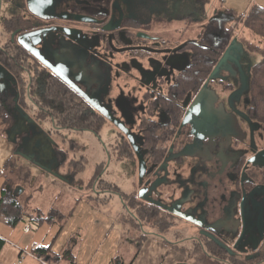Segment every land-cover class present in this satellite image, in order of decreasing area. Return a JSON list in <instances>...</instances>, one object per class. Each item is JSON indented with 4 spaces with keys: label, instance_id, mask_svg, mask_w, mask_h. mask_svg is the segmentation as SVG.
Returning a JSON list of instances; mask_svg holds the SVG:
<instances>
[{
    "label": "flooded vegetation",
    "instance_id": "flooded-vegetation-1",
    "mask_svg": "<svg viewBox=\"0 0 264 264\" xmlns=\"http://www.w3.org/2000/svg\"><path fill=\"white\" fill-rule=\"evenodd\" d=\"M222 16L214 9L207 17L193 0H0V51L10 61L6 66L0 56L10 73L0 70V101L6 104L1 122L14 157L24 163L19 167L38 168L74 186L86 149L66 135L91 132L101 138L107 124L116 130V162L138 161L124 133L91 102L103 105L115 118L127 119L139 137L150 171L135 194L140 202L157 208L171 227L175 217L193 224L180 216L185 215L204 224H193L198 232H213L233 247L242 233L236 219L245 194L247 234L239 247L248 250L246 257L260 256L264 225L257 221L264 215V181L258 183L248 169L250 164L264 168V158L256 157L264 150L257 140L263 134L249 117L251 67L242 65L244 52L235 46L210 79L229 48L218 49ZM211 35L218 48L208 45ZM205 48L220 55L209 75L206 62L194 64L196 51ZM170 57L174 66L160 69L164 76L157 87L137 79L142 99L123 91L112 95L117 78L133 76V60L165 63ZM97 167L100 176L104 166ZM21 183L12 190L15 196L26 190L27 181ZM209 240L200 236L203 244Z\"/></svg>",
    "mask_w": 264,
    "mask_h": 264
},
{
    "label": "rangeland",
    "instance_id": "rangeland-1",
    "mask_svg": "<svg viewBox=\"0 0 264 264\" xmlns=\"http://www.w3.org/2000/svg\"><path fill=\"white\" fill-rule=\"evenodd\" d=\"M208 8L209 14H212V4L209 5ZM177 26L182 27L181 24H177ZM6 37L8 36H5V38ZM180 37L182 38V35L176 38L179 39ZM260 60L261 56L259 54L248 53L245 50L242 65L245 69H248ZM113 88L112 95L114 96L123 91L126 95H133L142 99V87L132 77L121 76L117 78L113 84ZM0 130L3 132L1 120ZM115 132L116 130L107 124L101 132V138H98L91 132L80 134L71 133L66 135L69 139L72 138L77 140V142L85 146L86 149V154L84 156L87 158L85 159L86 164L85 166L83 165L84 168L79 171L81 174L77 176L74 186L52 179L40 172L38 168L30 167L32 169L29 172L31 176H33V179L29 177L30 181L27 184L23 183L26 190L19 195L20 202L26 205L25 211L22 219L15 227H10L14 231V234H16L15 239L28 237L32 240L33 237H35L39 240L42 239V241L47 239V241L50 240L53 242L54 235L57 231H60V247L65 245L64 241L70 234L69 241L66 240V247H68L66 252L69 253L71 249L77 251L78 248H74V243L76 242L79 247L83 237H86L85 242L87 244L88 242H103L107 238L110 229L119 231L126 223L130 222L131 214L127 206L128 196L136 194L141 188L139 165L138 161H136L137 163H132L130 160H124L120 163L116 162L115 159L117 156L113 153L114 150L112 148V144H114L116 138ZM261 134H263V137H261V139L257 138V140L259 139L258 142L260 146H264V132L261 131ZM79 152L81 153V151ZM12 158L13 162L18 164V167L24 164L20 160H17L14 154ZM101 164L104 168L99 177H103L105 185L114 184L115 188H119V191H115L119 194L115 192L110 194L109 192L106 194L107 197L99 199L96 197L94 187H96L95 184L99 180L97 175L99 174L100 168L98 169L97 166ZM15 167L17 166L15 165ZM248 173L250 177L254 178L258 183L264 181L262 176V174H264L263 167L257 169L250 164ZM6 178L7 184L11 185L13 189L21 183L17 178V173L13 172V170H8L6 177L0 180V199L4 196L3 189H5ZM94 180L96 181L95 184L93 183ZM121 195H123V197ZM139 196L142 198L141 193H139ZM51 213H54L53 216L57 221L54 225H51L52 223L47 221ZM239 213L240 217L236 221V228H238V230H243L244 223L241 221L242 211L239 210ZM62 216L66 217L65 220L61 219ZM42 219L46 220L43 224L40 222ZM1 222L2 224H6L2 218L0 219V223ZM173 225V228H177L182 237L190 233H198V227L177 217L173 219ZM26 226L29 227L28 229L31 231L25 232ZM132 227L136 226L132 225ZM140 230L142 232L143 228L141 227ZM156 230L159 231L160 229L156 228ZM62 232L64 233L61 234ZM53 233L55 234L53 235ZM160 233H162V231ZM32 241L34 242V240ZM32 247L33 244L30 248L32 249ZM87 251L88 249L86 252Z\"/></svg>",
    "mask_w": 264,
    "mask_h": 264
},
{
    "label": "trees",
    "instance_id": "trees-1",
    "mask_svg": "<svg viewBox=\"0 0 264 264\" xmlns=\"http://www.w3.org/2000/svg\"><path fill=\"white\" fill-rule=\"evenodd\" d=\"M193 1L197 7L198 12L202 11L204 14H206L207 17L210 16L208 6L211 4L213 5L214 0ZM222 17L223 34L221 38L222 43L220 44V48L215 46L218 41H216L214 35L207 37V40H209L207 42L208 45H210L212 48L214 47L213 49L218 48L219 50L222 49L223 51H226L227 48L230 47L234 41H236L237 45L242 47L244 52L246 50L248 53H257L261 56V60L256 65L251 67L249 73L251 98L249 117L254 122H256L264 132V7L253 5L245 15H238L235 12L228 10L223 14ZM235 22L239 23L240 25L238 27V35H236L231 28L232 24ZM212 48H205L203 52L196 51V55L194 58L195 67L202 65V62H206L204 71L207 72L208 75L213 69L214 65L218 62L220 57V55L212 50ZM201 53H203L204 55H201ZM0 56L3 64L8 66L10 62L8 60L9 58L7 56H4L3 51H0ZM4 117H6V104L0 101V120ZM82 168L83 167L78 168L77 173H79ZM8 170H13V172L17 173V178L21 182H24L26 180L28 183L30 181L29 177H32L31 173L26 170V168L15 167L13 158L7 162L0 177L5 178ZM98 176L99 174L97 175V177ZM95 182L96 181L94 180L93 183L95 184ZM95 185L96 187H94V189L96 191V197L99 199H101L102 197H107L106 194H108L109 192L110 194H113L114 191H119V188H115L114 184L105 185V181L103 180H98ZM12 190L13 187L7 184L6 178L5 189H3L4 196L0 199V219L2 218L3 220H6L9 225L15 226L21 220V216L25 211L26 205L20 202V198L15 196ZM121 196L123 197V195ZM128 197V204L127 202L126 204L130 210L129 213L131 215L130 222L126 223V225H129L131 227L132 225L136 226L133 227L134 229H140L141 227L143 228L142 234L137 238L138 240H142L147 237V232L145 230L146 227L159 228L162 231L161 234H164L170 230L171 223H169L168 218L163 217L162 214L158 212V209L155 208L152 204L140 202L135 194H132ZM53 214L54 213H51L47 221L56 223L57 221L55 220ZM65 218V216L61 217V219L64 220ZM43 221L40 220L41 223ZM195 242H197L198 246L196 247V250L194 252H197L199 248L200 251L204 253L203 255H205L209 259H215L219 260L220 262H227L229 264H248L249 260L244 255V253L229 254L226 250L210 240L208 243L204 244L200 241ZM4 243L5 242L0 239V251L3 248ZM259 253L261 255L259 256L257 261H264V249H261ZM33 254L38 257L46 259L48 258L49 260L55 259L52 255L50 246H39L34 249Z\"/></svg>",
    "mask_w": 264,
    "mask_h": 264
},
{
    "label": "crops",
    "instance_id": "crops-1",
    "mask_svg": "<svg viewBox=\"0 0 264 264\" xmlns=\"http://www.w3.org/2000/svg\"><path fill=\"white\" fill-rule=\"evenodd\" d=\"M253 5L264 7V0H214L212 11L219 9L224 14L226 11L231 10L238 15H244ZM234 26L238 35V27L240 25L235 22ZM13 151V145L9 142L6 135L0 131V175L7 162L12 159ZM82 167L84 168V166ZM1 179L2 177H0ZM4 222L7 225L0 223V239L5 242L0 251V264H19L21 258H23L22 264H41L34 257L25 255L26 252L33 253L34 249L39 246L51 247L52 255L55 259L44 258L47 264H229L207 258L199 248L197 252H194L198 246L197 242L192 240L195 234L192 233V235L190 233L182 237L179 234V230L173 227L164 235L157 231L156 228L146 227L147 237L138 240L137 238L143 232H141L142 229L138 230L125 225L119 231L110 229L107 238L103 242H88L87 244L85 242L86 237H83L79 247L76 242L74 243V248H78L77 251L71 249L68 253L66 252L68 250L66 240L69 241L70 234L64 241V247H60L59 244L60 231H57L56 234L53 233V235L55 234L53 242L47 241V239L42 241V239L39 240L35 237L32 239L34 242L28 237L15 239L16 234L10 228L15 226L9 225L6 220ZM44 222L46 220L42 224ZM49 223H52L51 225L55 224L54 222ZM28 228L27 226L25 227V232L31 231ZM32 244L33 247L31 249ZM87 249L88 251L86 252ZM258 258L259 256L253 259L247 257L249 260L248 264H264V261H257Z\"/></svg>",
    "mask_w": 264,
    "mask_h": 264
},
{
    "label": "water",
    "instance_id": "water-1",
    "mask_svg": "<svg viewBox=\"0 0 264 264\" xmlns=\"http://www.w3.org/2000/svg\"><path fill=\"white\" fill-rule=\"evenodd\" d=\"M23 37L20 38V44L25 46ZM235 46L237 48H239V53L243 54L244 50L242 49V47H240L239 45H236V41H234L231 44V46L228 48L223 59L220 61L218 67L216 68V70L214 71V73L210 79H213L215 77V75L220 71L221 67L228 62L229 55L231 54V52L234 49H236ZM27 49H29L33 54L38 55L35 50L31 49L30 46H27ZM171 58L172 57L168 58L165 61V63H163L162 61H160L158 59H148V60H143V61L133 60L131 62V69L134 70V74H132L134 77L130 76V75H129V77L134 78L136 81H138L137 79L142 80V82L144 81L145 85H147V86L151 85L154 82L155 87H157L156 84L158 83V78L160 79L161 77L164 76L163 73H159L160 69L164 68L165 70H167L166 66L170 67V68H173V66H174V64L171 62V60H172ZM51 69H53V71L56 73V70L53 67ZM0 70H3V72L10 74L9 71L7 70V68L4 67L1 63H0ZM151 79H153V80H151ZM146 80L149 82H146ZM159 95H164V91L162 89L159 90ZM91 104L93 105V107L96 110L101 112L115 127H117L122 133H124V135L128 139L129 143L133 147L134 152L137 156V159L139 162L140 183L143 184L144 179L146 178V176L148 174L149 167H148V164H147V161L145 158V153H143V148L136 141L137 138H139V137L135 133H133V131L128 127L129 121L127 119L125 121H123V120H119V119L115 118L111 112L106 111L104 109V107H102L103 105L100 107L99 105H96L92 102H91ZM256 157H263L264 158V150L258 152ZM55 175L57 177H59L61 180L66 181L61 175H58V174H55ZM257 188H255L254 190L256 191ZM245 196L246 195L244 194L243 203L241 204V207H240V210L242 211L241 221H243V223H244V229L242 230V233L240 235L239 240L237 241V243L233 247H231L229 244H225L222 240H220L217 237V235L215 233L210 232V231L204 232V233L198 232L197 234H195V236H194V238H192V240L193 241H200V236H205V237H208L209 239L213 240L217 245H219L221 248L226 250L229 254H236L238 252H241L242 254L247 253L248 250H243L241 247H239L240 242L243 241V239H245L246 234H247L246 228H247L248 221H247V217H246L245 209H244ZM168 210L171 211V209H168ZM178 215H179V213H178ZM180 216H182V218H185L186 220L190 221L191 223L195 224L196 226H199L200 228H203V226H204V224H197L198 222H194L191 218H188L185 215H180ZM234 217L235 216H233V214L231 213V218L230 217L228 218V220L232 226L234 225V223L232 221V220H234ZM236 221H237V219H236ZM257 224H260L261 226L264 225V215H262L258 219ZM228 235L232 236V232L229 231ZM259 243H258V246L254 248V251H257V249L259 248ZM256 257H258V256L257 255H251L248 258L253 259Z\"/></svg>",
    "mask_w": 264,
    "mask_h": 264
},
{
    "label": "built area",
    "instance_id": "built-area-1",
    "mask_svg": "<svg viewBox=\"0 0 264 264\" xmlns=\"http://www.w3.org/2000/svg\"><path fill=\"white\" fill-rule=\"evenodd\" d=\"M234 27H235V26H234ZM25 255H26V256L29 255V256L34 257V258H35L38 262H40L41 264H47V262L44 260V258H42V257H38V256L34 255L33 253H28V252H26ZM22 260H23V258H21V260L19 261V264H22Z\"/></svg>",
    "mask_w": 264,
    "mask_h": 264
}]
</instances>
